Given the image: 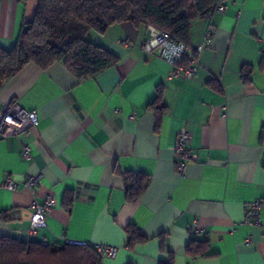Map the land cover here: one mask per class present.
<instances>
[{"label":"crops","instance_id":"1","mask_svg":"<svg viewBox=\"0 0 264 264\" xmlns=\"http://www.w3.org/2000/svg\"><path fill=\"white\" fill-rule=\"evenodd\" d=\"M37 1L0 0L1 48L15 45ZM222 5L191 22L194 77L171 75L143 47L148 27L122 22L88 36L119 57L115 66L79 81L59 61L28 63L4 82L0 108L15 102L38 123L0 137V236L114 247L102 264H264V0ZM182 129L190 133L184 175L173 151ZM124 172L150 178L135 202ZM35 174L38 185L24 188ZM6 178L16 190L2 186ZM47 194L45 225L29 234L32 204ZM253 201L258 225L245 220ZM130 224L144 241L128 244ZM192 241L207 242L204 255L188 249Z\"/></svg>","mask_w":264,"mask_h":264},{"label":"trees","instance_id":"2","mask_svg":"<svg viewBox=\"0 0 264 264\" xmlns=\"http://www.w3.org/2000/svg\"><path fill=\"white\" fill-rule=\"evenodd\" d=\"M222 0H38L34 15L25 20L15 45L0 47V88L28 63L45 69L61 62L79 81L115 66L119 57L89 40L90 33L104 34L116 23L152 26L168 32L188 46L190 25L210 15ZM188 64V60L184 59ZM246 73L250 68L245 67ZM243 72V71H242ZM243 74V73H242ZM128 202L138 200L149 176L124 172ZM7 216L0 212V221ZM128 244L146 238L132 224L126 227ZM191 252L204 255L205 241H192ZM102 253L89 244H48L0 236V264H102Z\"/></svg>","mask_w":264,"mask_h":264},{"label":"built area","instance_id":"3","mask_svg":"<svg viewBox=\"0 0 264 264\" xmlns=\"http://www.w3.org/2000/svg\"><path fill=\"white\" fill-rule=\"evenodd\" d=\"M223 1V0H222ZM215 10L222 12L223 5L218 4ZM209 32L206 35L208 39ZM127 44L128 42H124ZM145 50H155L157 54L171 66V75L181 76L184 78L194 77L197 73V67L194 64V56L190 54V48L178 42L171 37V35L161 29L148 26V38L144 43ZM202 46H199L196 52H199ZM184 59L188 60V64L184 63ZM38 123V117L34 110H25L17 103L4 104L0 108V137L16 136L21 133L29 132ZM190 142V133L182 129L178 132L176 141L173 145L174 164L180 175H184L187 167V161L190 157L187 146ZM23 155L26 159L30 157L29 147L25 146ZM39 174L29 175L23 180V187L33 190L39 182ZM2 186L9 190H16L18 185L11 179L6 178ZM54 203V197L47 194L44 201L38 203L36 201L32 204V214L30 217V226L28 228L29 234L33 233L37 227L45 225V216ZM260 201H253L246 206L245 220L250 224H259V210ZM252 236L249 234L246 242H251ZM69 244H84L70 240ZM99 251L107 256L115 255V248L112 246H98Z\"/></svg>","mask_w":264,"mask_h":264}]
</instances>
